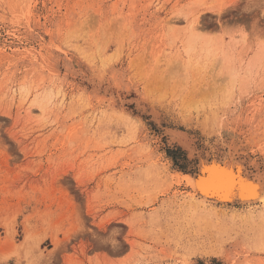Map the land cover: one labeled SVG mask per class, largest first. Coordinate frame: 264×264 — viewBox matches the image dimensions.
Instances as JSON below:
<instances>
[{
    "label": "rangeland",
    "instance_id": "1",
    "mask_svg": "<svg viewBox=\"0 0 264 264\" xmlns=\"http://www.w3.org/2000/svg\"><path fill=\"white\" fill-rule=\"evenodd\" d=\"M210 155L264 181V0H0V264H264Z\"/></svg>",
    "mask_w": 264,
    "mask_h": 264
},
{
    "label": "bare ground",
    "instance_id": "2",
    "mask_svg": "<svg viewBox=\"0 0 264 264\" xmlns=\"http://www.w3.org/2000/svg\"><path fill=\"white\" fill-rule=\"evenodd\" d=\"M193 21H197L196 19ZM232 155V154H231ZM232 161V160H231ZM228 162V163H227ZM234 163H236L234 161ZM229 161H225L224 165L229 167L228 169L223 168L225 171L231 173V168L235 166V164ZM239 163V162H238ZM202 167L209 168L210 170L208 173H212L213 171H216L217 173L223 172V170H220L218 166H210L209 164H206L202 162ZM233 176V174L231 173ZM205 177V175L200 176L197 180L192 179L191 177H186L187 185L193 190V192L196 194H199L198 198L201 200L214 203V204H220V205H227V204H233L238 203L242 206H252L253 204H264V183H260V185H252L251 182H248V180L245 181V186L241 187L239 183H235L233 187L229 189L215 187L211 188L207 184H202L200 181ZM235 177V176H233ZM239 177V176H238ZM263 178V177H262ZM264 182V181H262ZM262 184V186H261ZM248 185H251L249 187ZM203 192H202V191ZM246 190H250V193H246ZM191 197H194L191 194Z\"/></svg>",
    "mask_w": 264,
    "mask_h": 264
},
{
    "label": "water",
    "instance_id": "3",
    "mask_svg": "<svg viewBox=\"0 0 264 264\" xmlns=\"http://www.w3.org/2000/svg\"><path fill=\"white\" fill-rule=\"evenodd\" d=\"M229 156H222V157H215L214 155H210L207 157L200 158L197 160V165L194 169V171L191 173L190 177L194 180H197L200 176L206 175L208 171L210 170L209 168L202 167V162L209 164L210 166H218L220 170L225 171L223 168L228 169L229 167L224 165L225 161H229ZM240 161L239 159H236L235 162ZM241 162V161H240ZM228 163V162H227ZM231 173L233 176L238 177L240 179L248 180V182H251V184L254 185H260L262 183L261 175L260 173L256 171L249 170L243 163H239L235 166H233L231 169ZM202 191V190H201ZM203 192V191H202ZM246 193H250V190H246Z\"/></svg>",
    "mask_w": 264,
    "mask_h": 264
},
{
    "label": "snow or ice",
    "instance_id": "4",
    "mask_svg": "<svg viewBox=\"0 0 264 264\" xmlns=\"http://www.w3.org/2000/svg\"><path fill=\"white\" fill-rule=\"evenodd\" d=\"M200 183L207 184L211 188L220 187L225 189L233 187L235 183H239L241 187L245 186L244 180L239 177H233L231 173L227 171L219 173L213 171L212 173H207ZM248 186L251 187V185Z\"/></svg>",
    "mask_w": 264,
    "mask_h": 264
}]
</instances>
